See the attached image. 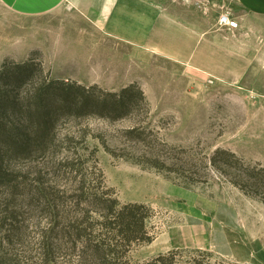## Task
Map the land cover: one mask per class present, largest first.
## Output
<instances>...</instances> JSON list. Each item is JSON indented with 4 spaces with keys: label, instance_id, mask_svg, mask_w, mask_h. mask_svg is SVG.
Listing matches in <instances>:
<instances>
[{
    "label": "rangeland",
    "instance_id": "374dc122",
    "mask_svg": "<svg viewBox=\"0 0 264 264\" xmlns=\"http://www.w3.org/2000/svg\"><path fill=\"white\" fill-rule=\"evenodd\" d=\"M148 1L176 6L178 11L182 8V0ZM178 13L210 21L218 16L197 3L186 13ZM59 24L51 19L18 23L16 39L23 58H0V71L8 61H35L54 80L113 93L137 85L145 94L149 113L116 120L98 115L63 117L49 159H14L9 163L11 170L31 180L34 177L28 172L37 167L43 180L70 190L76 184L74 174L60 163L72 155L79 158L75 167L93 186L102 174L105 186L122 204L151 208L153 216L147 226L153 242L134 248L130 254L134 263L178 250L184 253L178 259L180 264L191 258L212 264H264V203L232 185L224 169H215L210 163L217 150H226L247 164L264 167V16L251 17L245 26H239L254 53L239 85L207 77L167 58H113L115 74L107 65L111 58H87L79 51L65 50L68 48L62 53L64 58H56L42 33L46 32L43 28ZM7 43L6 34H2V51ZM31 46L35 47L32 51H24ZM43 50L54 58H45ZM112 77L116 78L115 88L110 87ZM134 128L141 130L140 136L128 133ZM8 192L0 190V215L8 220L0 229V239L6 238L0 243V264H46L38 257L36 226H45V216L34 217L20 210L15 219V208L22 207V201ZM64 198L69 207L76 203L70 193ZM18 222L28 228L27 237L14 236L12 229ZM52 260V264H68L64 257Z\"/></svg>",
    "mask_w": 264,
    "mask_h": 264
},
{
    "label": "trees",
    "instance_id": "16d2710c",
    "mask_svg": "<svg viewBox=\"0 0 264 264\" xmlns=\"http://www.w3.org/2000/svg\"><path fill=\"white\" fill-rule=\"evenodd\" d=\"M137 112L149 113L148 101L137 85L119 93L106 92L97 86L51 79L42 64L35 61H8L3 65L0 71V190L5 188L16 201L21 199L22 207L17 205L13 214L15 219L19 218L20 210L34 217L45 216V226L40 223L36 226L38 257L46 264H52L54 256L64 257L68 264H180L178 259L184 253L178 250L144 263L132 262L130 254L135 247L153 242L147 226L153 211L145 204H122L114 191L105 186L102 174L97 186H93V181L75 167L79 158L67 156L60 163L74 174L76 184L70 190H60L54 182L43 180L37 167L36 171L31 168L28 172L34 177L30 180L15 174L9 164L14 159L33 162L49 159L58 142L57 126L63 117L98 115L116 120ZM128 133L140 136L141 130L134 128ZM210 163L215 169H224L232 185L264 203V167L247 164L226 150H217ZM69 193L76 200L72 207L64 198ZM6 218L0 215V229L5 227ZM20 223L12 230L16 238L22 239L27 237L28 228ZM4 240L1 238L0 243ZM196 254L209 255L202 251ZM187 264L212 263L191 258Z\"/></svg>",
    "mask_w": 264,
    "mask_h": 264
},
{
    "label": "crops",
    "instance_id": "0c3cea01",
    "mask_svg": "<svg viewBox=\"0 0 264 264\" xmlns=\"http://www.w3.org/2000/svg\"><path fill=\"white\" fill-rule=\"evenodd\" d=\"M179 3L180 11L176 6L148 0H0V36L6 34L8 38L3 51L0 44V58H23L16 39L18 23L51 19L60 24L53 29L43 28L46 32L42 36L52 45L56 58H64L65 48L87 58H111L107 65L112 74L117 72L113 58H167L189 65L207 77L241 84L254 53L245 33L222 29L218 20L229 13L243 27L251 17L264 16V0ZM195 3L218 16L212 21L201 16H180L178 12L186 13ZM64 32L69 37L65 38ZM43 52L45 58H54L48 51ZM112 81L110 87H117L115 77Z\"/></svg>",
    "mask_w": 264,
    "mask_h": 264
},
{
    "label": "built area",
    "instance_id": "2783aa9c",
    "mask_svg": "<svg viewBox=\"0 0 264 264\" xmlns=\"http://www.w3.org/2000/svg\"><path fill=\"white\" fill-rule=\"evenodd\" d=\"M218 25L220 28L228 31H236L239 29V23L229 13L222 14L219 17Z\"/></svg>",
    "mask_w": 264,
    "mask_h": 264
}]
</instances>
